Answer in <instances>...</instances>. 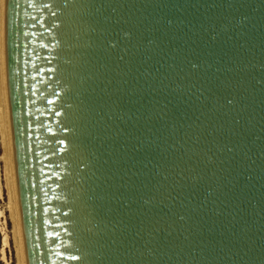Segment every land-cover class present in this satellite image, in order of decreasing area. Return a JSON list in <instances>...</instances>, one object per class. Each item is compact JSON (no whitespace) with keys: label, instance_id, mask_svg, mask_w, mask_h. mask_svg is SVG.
<instances>
[{"label":"water","instance_id":"water-1","mask_svg":"<svg viewBox=\"0 0 264 264\" xmlns=\"http://www.w3.org/2000/svg\"><path fill=\"white\" fill-rule=\"evenodd\" d=\"M25 264H264V0H3Z\"/></svg>","mask_w":264,"mask_h":264},{"label":"bare ground","instance_id":"bare-ground-1","mask_svg":"<svg viewBox=\"0 0 264 264\" xmlns=\"http://www.w3.org/2000/svg\"><path fill=\"white\" fill-rule=\"evenodd\" d=\"M2 26H3V0H0V142L2 147V152L0 157L3 164V179L4 185L7 189V206L9 209L10 218L12 220V238L15 246V257L17 264H25V257L22 245V238L20 232V225L17 212L15 186H14V176L6 113V103L1 67V54H2ZM2 168V167H1ZM1 193V189H0ZM7 234L3 230V245L7 244Z\"/></svg>","mask_w":264,"mask_h":264},{"label":"rangeland","instance_id":"rangeland-1","mask_svg":"<svg viewBox=\"0 0 264 264\" xmlns=\"http://www.w3.org/2000/svg\"><path fill=\"white\" fill-rule=\"evenodd\" d=\"M2 152L0 142V154ZM0 157V264H17L15 257V246L11 234L12 220L10 218L9 209L7 206V189L4 185L3 179V164ZM2 167V168H1ZM3 230L7 234V244L3 245Z\"/></svg>","mask_w":264,"mask_h":264}]
</instances>
